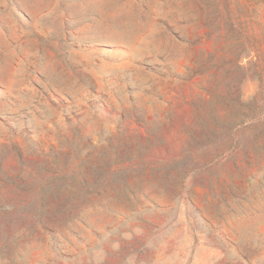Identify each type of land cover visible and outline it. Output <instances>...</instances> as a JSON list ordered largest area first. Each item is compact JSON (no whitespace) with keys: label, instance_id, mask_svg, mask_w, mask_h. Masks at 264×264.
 <instances>
[{"label":"rangeland","instance_id":"rangeland-1","mask_svg":"<svg viewBox=\"0 0 264 264\" xmlns=\"http://www.w3.org/2000/svg\"><path fill=\"white\" fill-rule=\"evenodd\" d=\"M0 264H264V0H0Z\"/></svg>","mask_w":264,"mask_h":264}]
</instances>
